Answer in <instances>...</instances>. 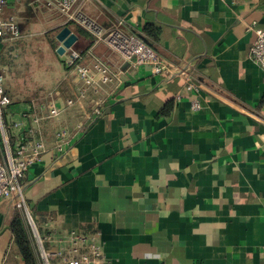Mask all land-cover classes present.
I'll use <instances>...</instances> for the list:
<instances>
[{"label": "crops", "instance_id": "0c3cea01", "mask_svg": "<svg viewBox=\"0 0 264 264\" xmlns=\"http://www.w3.org/2000/svg\"><path fill=\"white\" fill-rule=\"evenodd\" d=\"M79 2L102 27L122 19L127 33L165 58L191 62L196 88L130 65L41 0H10L0 15L13 17L21 36L0 46L11 100L5 124L24 111L45 114L52 101L61 112L30 135L28 123L7 138L0 128L2 161L20 134L47 146L23 179L27 208L0 200V264H26L11 229L17 213L37 264L69 260L72 233L94 235L109 264H264V68L250 56L251 27H264V0ZM41 5L77 35L75 49L124 70V84L100 115L94 93L78 97L79 82L56 49L63 71L56 80L48 67L26 62L21 45L32 34L19 20L21 6ZM58 128L69 133L63 151L54 147Z\"/></svg>", "mask_w": 264, "mask_h": 264}, {"label": "built area", "instance_id": "2783aa9c", "mask_svg": "<svg viewBox=\"0 0 264 264\" xmlns=\"http://www.w3.org/2000/svg\"><path fill=\"white\" fill-rule=\"evenodd\" d=\"M10 0H0V14ZM19 2L21 0H13ZM46 7L53 8L59 12L65 23H73L86 30L92 37L94 44L103 43L105 46L120 54L123 60L132 66H147L152 74H168L174 77H183L187 88H196L188 73L191 62L175 63L162 56L155 48L146 42L140 35L127 33L123 29L124 20L119 19L108 28L102 27L93 17L82 8L79 0H41ZM255 34L250 47L251 58L264 68V27H251ZM20 28L13 17L2 18L0 15V46L6 42L20 38ZM63 63L70 75L79 82L77 88L78 97H86L88 92L95 94L93 114L100 115L102 108L109 98L118 92L124 84V70L113 69L104 61L95 56L91 49L84 53L73 46L65 48L61 54ZM5 76L0 72V128L4 132L11 129L20 130L25 123L26 131L34 132L35 126H39L44 117H56L61 112V107L55 102L46 106V113L38 111L36 114L29 111L21 113V118L5 124L4 112L11 103L9 96L5 93L3 84ZM199 86V85H198ZM197 86V87H198ZM68 99V103H73ZM196 108L198 105L195 106ZM40 110H44L43 107ZM30 122V124H29ZM30 135V134H29ZM54 147L63 151L69 143V133L65 128H58L54 134ZM47 151L43 140L30 138L20 134L15 146L8 153L6 161L0 158V200H7L15 209H26V197L24 193V176L28 168L41 160ZM94 235H82L72 233L69 236L71 258L62 264H109L107 257L96 243ZM45 257L59 255L60 251L45 252Z\"/></svg>", "mask_w": 264, "mask_h": 264}, {"label": "rangeland", "instance_id": "374dc122", "mask_svg": "<svg viewBox=\"0 0 264 264\" xmlns=\"http://www.w3.org/2000/svg\"><path fill=\"white\" fill-rule=\"evenodd\" d=\"M19 2L21 3V1ZM21 8L23 9L19 20L23 23V30L32 34L31 39L21 45L24 58L28 59L26 62L34 64L36 67H48V79L56 80L63 71L60 73L58 68L61 56L59 57L55 52L59 44L55 35L63 27V19L58 13L46 11L43 5L38 8L30 7L31 9L26 10L22 6ZM27 10L29 11L26 12ZM28 18L29 20L26 21ZM37 72L40 73V71H35L36 76L39 75ZM41 79L47 80L46 77H41Z\"/></svg>", "mask_w": 264, "mask_h": 264}, {"label": "trees", "instance_id": "16d2710c", "mask_svg": "<svg viewBox=\"0 0 264 264\" xmlns=\"http://www.w3.org/2000/svg\"><path fill=\"white\" fill-rule=\"evenodd\" d=\"M73 28L79 35L86 34V31L79 26H74ZM11 229L13 232L14 244L18 252L25 259L26 264H37L24 222L19 213L15 214L13 217L11 221Z\"/></svg>", "mask_w": 264, "mask_h": 264}, {"label": "water", "instance_id": "95a60500", "mask_svg": "<svg viewBox=\"0 0 264 264\" xmlns=\"http://www.w3.org/2000/svg\"><path fill=\"white\" fill-rule=\"evenodd\" d=\"M56 39L59 45L56 48L58 54H62L65 48L72 47L77 40V35L71 30L69 26H63L56 34Z\"/></svg>", "mask_w": 264, "mask_h": 264}]
</instances>
